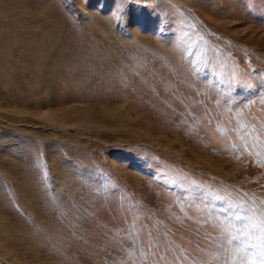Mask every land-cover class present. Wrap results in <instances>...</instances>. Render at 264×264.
<instances>
[{
	"label": "rangeland",
	"instance_id": "374dc122",
	"mask_svg": "<svg viewBox=\"0 0 264 264\" xmlns=\"http://www.w3.org/2000/svg\"><path fill=\"white\" fill-rule=\"evenodd\" d=\"M2 1L0 218L15 230L0 264H132L148 233L114 251L128 202L169 259L221 264L204 221L264 200V165L231 147L241 117L264 122V0ZM71 107L95 123L41 118Z\"/></svg>",
	"mask_w": 264,
	"mask_h": 264
},
{
	"label": "snow or ice",
	"instance_id": "6c2138e0",
	"mask_svg": "<svg viewBox=\"0 0 264 264\" xmlns=\"http://www.w3.org/2000/svg\"><path fill=\"white\" fill-rule=\"evenodd\" d=\"M236 131L239 144L234 141L231 145L232 149L240 147L242 150H252L256 162L264 165V122L257 125V123H250L246 118L241 117ZM191 183L195 184V181H191ZM216 198L226 199L223 196ZM228 207L231 210L228 216L222 219L209 217L204 221V223H218L221 229L218 236L204 237L209 246L216 249L213 259L219 260L221 264H237V262L238 264H264V200L257 201L245 193L240 198L230 201ZM125 211L135 215L128 228H120L116 232L117 237L121 231L129 232V235L120 238L117 247L114 248L118 256L125 245L130 247L137 243L139 237L133 239V233L147 231V239L144 241L147 249L141 251L139 260H133L132 264H143L151 257H155L153 264H206L205 261L191 257L183 250H180L182 254L169 259L173 248L168 241L167 233H164L163 236L154 233L147 224L138 227L137 222L141 219L140 214L143 209L135 203L128 202ZM145 219L151 221L152 217L148 216ZM124 223L127 225V215ZM196 247H200L198 243ZM114 264H116L115 261ZM121 264H125V262H121Z\"/></svg>",
	"mask_w": 264,
	"mask_h": 264
},
{
	"label": "bare ground",
	"instance_id": "6f19581e",
	"mask_svg": "<svg viewBox=\"0 0 264 264\" xmlns=\"http://www.w3.org/2000/svg\"><path fill=\"white\" fill-rule=\"evenodd\" d=\"M3 2L2 0H0V3ZM14 19H19L20 15L16 12V11H12L10 13ZM24 19V17L22 18ZM11 20H7L6 23H9ZM15 23V22H14ZM14 25V24H13ZM9 28L8 26H5L3 23L0 24V35L6 33V29ZM9 44V43H8ZM0 45L2 46V44L0 43ZM10 48V47H8ZM9 68L11 69V71L15 72V71H24L26 69V66H21V67H13V66H9ZM18 91V90H17ZM38 107V106H37ZM109 110V109H108ZM123 110V109H122ZM38 112V110H36ZM112 111V110H110ZM114 111V110H113ZM118 111V110H117ZM124 111V110H123ZM122 111V112H123ZM115 112V111H114ZM119 112V111H118ZM108 113V112H107ZM111 114V112L109 113V115ZM115 114V113H114ZM121 114V112H120ZM123 114V113H122ZM92 112H90L89 110H86L84 108L81 107H71L70 109H66V110H59L58 112H53V111H47L43 114L44 117L43 118L45 121L49 122L51 125H53L54 127H58L61 129H66L67 127H65L67 125V123L72 122V119L75 116H81L83 118H85L84 120H80V122H87V123H95V121L93 120V116H92ZM107 115V114H105ZM108 115V116H109ZM111 116V115H110ZM97 117V116H96ZM113 117V116H112ZM118 117V115H117ZM121 118V116H119ZM118 117V118H119ZM133 117V116H132ZM77 118V117H76ZM115 118V117H114ZM127 118V117H126ZM78 119V118H77ZM96 119V118H95ZM124 119V118H123ZM79 120V119H78ZM140 127V126H139ZM143 128V127H142ZM147 129V128H146ZM145 130V129H144ZM143 130V131H144ZM142 132V130H141ZM146 132V131H144ZM143 132V134H144ZM146 134V133H145ZM154 134V133H153ZM154 136V135H153ZM154 139V138H153ZM154 141V140H153ZM153 144V143H152ZM155 146V145H154ZM15 230V228H11L8 226L7 222L5 220H3L2 218H0V254L3 255H7L9 257H11V247L9 245L10 243V238H8V236L11 237L10 233H13ZM16 264L19 263V261L17 259H15L14 261Z\"/></svg>",
	"mask_w": 264,
	"mask_h": 264
}]
</instances>
